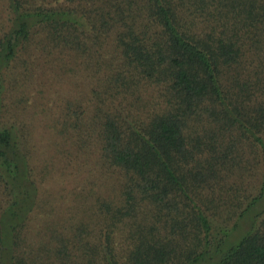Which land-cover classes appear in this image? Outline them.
<instances>
[{
	"label": "trees",
	"instance_id": "16d2710c",
	"mask_svg": "<svg viewBox=\"0 0 264 264\" xmlns=\"http://www.w3.org/2000/svg\"><path fill=\"white\" fill-rule=\"evenodd\" d=\"M4 1L0 110L32 46L83 73L55 122L97 171L17 254L37 183L0 118V264H264V0Z\"/></svg>",
	"mask_w": 264,
	"mask_h": 264
},
{
	"label": "rangeland",
	"instance_id": "374dc122",
	"mask_svg": "<svg viewBox=\"0 0 264 264\" xmlns=\"http://www.w3.org/2000/svg\"><path fill=\"white\" fill-rule=\"evenodd\" d=\"M4 2L0 0V29L8 23ZM30 51L29 58L21 53V58L27 59L25 66L8 70L0 110L2 123L14 125L17 133L22 131L23 146L28 151L26 161L37 183V207L30 214L24 240L16 252L28 257L42 253L37 249L49 241L46 226L60 223L69 214L71 206L80 200L77 194L90 186L88 181L97 171L93 144L79 145L55 122L65 99L78 97L84 103L89 79L76 70L66 71L60 61L46 57L39 47L32 46ZM261 206L264 197L254 208ZM39 264H51L49 257L41 256Z\"/></svg>",
	"mask_w": 264,
	"mask_h": 264
}]
</instances>
